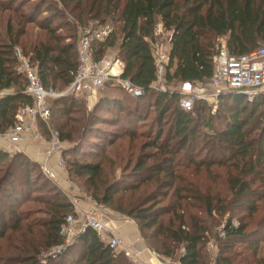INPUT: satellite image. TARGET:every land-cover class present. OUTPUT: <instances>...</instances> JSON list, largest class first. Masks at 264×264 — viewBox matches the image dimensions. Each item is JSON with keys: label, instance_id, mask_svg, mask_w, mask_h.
Masks as SVG:
<instances>
[{"label": "trees", "instance_id": "trees-1", "mask_svg": "<svg viewBox=\"0 0 264 264\" xmlns=\"http://www.w3.org/2000/svg\"><path fill=\"white\" fill-rule=\"evenodd\" d=\"M18 1L6 4L0 0L1 11L12 10L16 14L15 21L12 17L8 20L7 40L3 41L0 34V91L13 89L0 100V134L16 124L21 107L33 104V96L25 93L28 83L19 71L17 46H21L37 68L47 88L65 91L75 80L79 67L77 26L71 20L61 26H72L74 32L66 42L56 33L58 25L50 19L44 22L43 17L37 21L42 23L48 39L24 43L23 37L28 35L26 26L36 19L20 11L19 5L14 7ZM21 2L25 7L29 0ZM49 2L30 5L31 14L40 12V15L41 8L49 6ZM57 4L60 7L48 11L58 18L63 16L62 20L69 12L82 24L91 20L98 21L97 24L112 22L115 28L110 37L93 44L95 57L99 59L109 49L118 47L117 56L125 62L123 77L143 89V95L132 96L112 83L101 95L95 111L87 112L79 123L71 117L82 99L79 94L47 101L53 127L60 131L62 140L75 142L74 147L63 150L72 154L66 160L69 173L83 179L101 204L113 206L136 221L139 232L158 253L173 255L182 246V264H264V241L255 239L249 230L259 203L264 202V94L253 102L242 94H222L217 98L219 106L215 113L204 99L197 100L193 109L187 110L180 105V93L153 89L157 70L151 45L156 39V26L162 22L165 30L171 31L164 86L206 82L214 75L218 39L227 36L232 55L246 54L264 43V0H59ZM151 110L155 112L158 129L145 148L150 147L153 152L141 154L128 175L138 182L121 191L120 180L102 186L105 181L102 157L82 159L93 153L80 145L83 139L78 140L76 135L89 132L100 139L101 133H112L108 136L110 146L129 137L130 148L136 131L126 129L127 124H141ZM97 112L112 115L105 117ZM216 120H223L220 128ZM102 123H120L122 129L103 130ZM40 126L48 136L46 125L40 122ZM92 142L99 146L97 140ZM22 158L0 148V240L8 236L9 230H20L24 222H28L30 230L36 225L29 222L28 213L21 212L23 202L18 197L35 186L32 168L40 166ZM131 164L128 162L126 166ZM20 169L25 174H18ZM19 175L20 187L17 186ZM144 186V191L136 195ZM48 187L51 190L49 182ZM149 188L152 191L147 193ZM53 192L39 197L46 212L38 223L40 245L30 246L17 255L6 253L0 256V264H40L37 257L40 251H37L41 247H63L58 256L44 259V264H132L101 241L92 228L77 237L75 245L66 244L61 228L75 206ZM168 199L169 203L164 204ZM167 215L170 217L166 220ZM209 218L220 225L224 223L220 232H213L214 227L207 223ZM260 223L263 230L264 216ZM209 233L213 234L218 250L213 258L204 253Z\"/></svg>", "mask_w": 264, "mask_h": 264}, {"label": "rangeland", "instance_id": "rangeland-1", "mask_svg": "<svg viewBox=\"0 0 264 264\" xmlns=\"http://www.w3.org/2000/svg\"><path fill=\"white\" fill-rule=\"evenodd\" d=\"M4 2L9 3L11 0H2ZM22 0H19L14 7L18 6V9L25 13L27 16H31L32 19H36L35 21H32L30 24L26 26L28 35L23 37V42H35L38 39L42 40H47L48 36L45 30H43L41 27L43 26L42 23H39L37 19H43L45 17L44 22L48 21V19L52 20V23L55 25H58L57 27V35L64 37L66 42L70 41L72 38V35H74L72 26H66L64 28H61V26H65L70 20L74 23V25L77 26V37L79 38L80 35V28L83 27L86 24L89 23H94L97 24L98 21H89L85 24H82L76 17L72 16L69 12H67L66 18L64 20L63 16H60L59 18L56 16L57 14H54L53 12L48 11L51 8H58L60 7L57 3H59V0H49V6H44L41 8V14L39 15L40 12H35V14H31L29 10V6L34 4V3H43L39 2V0H29L27 2L25 7H22ZM39 11V10H38ZM62 11V8L60 9ZM15 16L16 14L13 13L12 10L6 11H1L0 10V34L3 37V41L7 40V23L8 20L12 17L15 21ZM54 17H57L55 20ZM107 24H110L114 27L112 22L107 21ZM105 24V23H104ZM115 28V27H114ZM77 38V41H78ZM227 39V36H225ZM219 42L216 41V43ZM218 44V43H217ZM21 47V46H19ZM119 48H111L107 52L106 55L109 56H116L118 55ZM200 83H181V84H176V85H169L168 90L170 91H191L193 90L197 85ZM162 85L158 84L153 87L155 91H160L159 89L161 88ZM108 88H106L104 91L101 92H106ZM13 92V90H12ZM101 94V93H100ZM96 95V94H95ZM86 96L82 97L80 99V103H77L76 109L74 110L72 114V119L74 122L79 123L82 120L85 119L86 113L87 112H93L96 109L97 102L99 101L98 96ZM103 95V93L101 94ZM100 95V96H101ZM218 99L217 98H211L208 100V102L212 105L214 108L213 112L215 113L218 110ZM97 114L102 115V116H108L112 115L111 113L107 112H97ZM110 117V116H109ZM56 117L53 115L52 121L53 123L55 122ZM73 123V122H72ZM217 125L219 128L223 125V120H216ZM75 124V123H74ZM120 124V123H119ZM118 125H114L112 123L106 124L102 123L100 127L103 130H112V129H122ZM157 123H155V112L154 110H151L150 114L147 116V119L144 120L141 124H137L136 126L129 125L127 124L126 129H134L136 132L134 133V139L132 141V145L130 146V138L129 137H123L118 142L110 146L108 141H109V134L112 133H101L100 139H95L92 133H86L85 135L81 136L76 135L79 139L82 140L80 145H83L82 147L88 151L92 150L93 155L89 156H82L84 158H88L89 160L91 159H101L103 164L105 166V181L101 183L103 186L105 183H109L110 181L113 180H120V186L119 189L120 191L123 190L127 186H132L135 183L138 182V179H133L129 178L128 176L131 173V170L133 166L135 165V162L137 158L141 155H150L153 150L150 147L145 148V144L148 143V141H151L153 138V134L157 131ZM41 129V126H40ZM83 129V127L81 128ZM86 129V128H84ZM89 129H92L91 127ZM42 130V129H41ZM85 132V131H84ZM83 132V133H84ZM124 136V135H123ZM39 140L46 141L45 139H32L28 143H21V144H11L8 142L7 139L4 138L3 134L0 136V144L5 146L9 154L11 155H16L20 154L22 157L24 156L25 161L31 160L32 162L37 163L40 168H36L33 166L32 174L34 177L33 184L35 185L33 188H31L27 192H23L25 195L19 196L18 199L23 202V204L20 206L21 212L23 211L24 213H28L30 215L29 222L31 221L35 222V226L33 230L29 229L28 222H24L21 224V229L18 231L15 230H9L8 236L4 239L0 240V256L6 255V253H13L14 255L19 254L22 250L27 251V249L30 246H39L40 245V240H41V229L38 226V223L41 218L45 217L46 212L43 211L44 205L43 203L39 200V197L43 196L44 194L51 193V191H54L53 193L55 194H60L63 198L69 200L72 202L74 205H76L79 209L83 211H89L91 209H96L98 213L106 219L107 223H111L118 221L119 219H123L126 221H131L134 222V224L137 226L136 221L127 218L124 216V214H121L119 211L115 210V207L113 206H107L103 205L100 203L99 200L95 198V196L89 191L88 187L85 185L84 180L81 178L76 177L75 175H72L68 171V166L67 163L64 164V166H59L57 164V161H53L52 164H48L47 166L43 167L42 161H43V155L44 151L46 148L40 149L39 146L42 145V141L40 142ZM92 140H97V143H99L98 147H95ZM47 142V141H46ZM63 150L66 151L67 148L71 146H75L74 141H66L63 140ZM12 145V146H11ZM48 145V144H47ZM110 146V147H109ZM2 149V148H1ZM6 151V150H5ZM102 154L100 156L99 154ZM63 156L65 157V161L68 159V157L72 156V154H69L68 152H63ZM132 163L131 166L127 167L126 163ZM35 165V164H34ZM2 168V166L0 167ZM128 168V169H127ZM25 171L24 169H20L18 171V174H25L22 173ZM201 176V175H200ZM19 180L17 181L18 183L22 180H20V175L18 176ZM24 180V179H23ZM44 180H46L44 182ZM16 182V183H17ZM39 182V183H38ZM50 183L51 190H49V187L46 188V184ZM41 183V184H40ZM111 183V182H110ZM17 186L20 187V183L17 184ZM24 188L27 189V185L24 186ZM145 189V186L142 187L139 192H135L136 195L142 193ZM152 191L151 188L147 190V193ZM165 192V191H164ZM163 192V193H164ZM43 193V194H41ZM130 194V193H129ZM161 199V196H160ZM169 199L164 203L167 204L169 203ZM259 211L253 216V218L250 221L249 224V230L252 231L251 233L254 235L255 239H261L263 242L264 238V227L263 230L260 229L261 227V220L264 216V202L259 203ZM192 211L196 212L195 209ZM83 215H81V218ZM170 215L165 216L164 218L167 220L169 219ZM79 218V219H81ZM228 218V217H227ZM225 222V221H223ZM234 222L238 224V220L235 219ZM207 223L210 227H214V231H221L223 228V224L221 222V225L218 224L219 222H214L213 218L207 219ZM138 227V226H137ZM140 233V232H139ZM140 237L146 241L148 246H150L151 250L153 253H150L148 251V257H146L143 253L140 254L137 258V260H133L129 258L128 256L125 255L123 251L116 250L117 254H120L122 256H125L129 262L132 264H178V261L180 260V254L183 252V247H178L175 249L173 255H165L158 253L152 248V243L150 240L145 238L141 233ZM209 242L204 248V253L208 255V258H213L215 254L217 253V245L216 241L213 238V234L209 233ZM78 238L75 237L70 240V245H75L77 243ZM135 241V240H134ZM134 241H130L129 243H134ZM60 248L61 247H53L50 249H45V248H40L37 252V257L39 259L40 264H44V259L48 260V256L53 255V256H58L60 254ZM82 251V248H80ZM146 250V249H145ZM153 261V262H152Z\"/></svg>", "mask_w": 264, "mask_h": 264}, {"label": "built area", "instance_id": "built-area-1", "mask_svg": "<svg viewBox=\"0 0 264 264\" xmlns=\"http://www.w3.org/2000/svg\"><path fill=\"white\" fill-rule=\"evenodd\" d=\"M114 27L110 24L89 23L80 28L78 41L79 67L75 80L68 89L60 92L52 87H45L37 68L31 63L29 57L19 46L15 48V54L20 63L19 71L27 80L25 93L33 96V104L21 107L16 114V124L4 135L11 143H19L24 136L29 135L38 139H45L48 147L42 161L43 167L49 164L50 159L57 155V164L64 166L63 140L58 129L51 124V107L47 101L68 94H89L105 90L115 83L132 96L143 95L142 87L132 80L124 78L125 62L116 56L105 55L96 59L93 44L105 42L113 33ZM155 41L152 44V53L157 78L152 87L160 84L159 90H167L163 84L166 82V69L170 59L171 31L164 28L159 22L155 29ZM8 91H0V100ZM182 95L180 105L191 110L199 99L210 100L218 98L222 94H242L248 101L253 102L259 95L264 94V43L258 48L242 55H232L227 46V39L221 37L217 44V53L214 59V75L206 82L200 83L191 91H176ZM43 122L48 130L46 136L40 129ZM75 211L67 215L61 228V235L66 244L70 240L79 237L87 229H94L100 240L112 249L120 250L131 259L137 260L142 254L141 243H128L119 237L96 209L83 211L76 205ZM81 215L83 217L81 218ZM81 218V219H79ZM69 245V244H68ZM63 247L60 248V252ZM178 264H182L180 260Z\"/></svg>", "mask_w": 264, "mask_h": 264}, {"label": "crops", "instance_id": "crops-1", "mask_svg": "<svg viewBox=\"0 0 264 264\" xmlns=\"http://www.w3.org/2000/svg\"><path fill=\"white\" fill-rule=\"evenodd\" d=\"M163 86H164V84H163ZM166 87V86H165ZM12 90L13 89H10V90H8V92H12ZM101 91H104V90H101ZM101 91H96V92H94V93H87V94H85L84 93V95H78V96H80V97H86V96H94L95 94V96H98V98L100 99L101 98V94L102 93H104V92H101ZM101 93V94H100ZM83 94V93H82ZM2 134H0V136H1ZM3 136H4V138L5 139H7L6 137H5V135L3 134ZM34 137H31V136H29V135H26V136H24V138L22 139V141L21 142H19V143H11L10 141H8V142H10L11 144H21V143H28L30 140H32ZM34 139H36V138H34ZM8 140V139H7ZM40 142L42 141V140H39ZM48 143L46 142V141H42V145H40L39 146V148L40 149H42V148H46L47 149V147H48V145H47ZM12 146V145H11ZM0 148H2V149H4V150H6V151H8L7 149H5L6 147L5 146H3L2 144H0ZM46 149L45 150H43L44 151V155H45V151H46ZM44 155H43V158H44ZM53 161H57V155H55V156H53L51 159H50V161H49V164H52V162ZM109 224V226L112 228V229H114L115 230V232H116V234L119 236V237H121V238H123V239H125L128 243L130 242V241H134V242H139V243H141V245H142V247H143V254L146 256V257H148V251L150 252V253H153V251L150 249L151 247L150 246H148V244L146 243V241H144V239L142 238V237H140V233H139V229H138V227L134 224V222H131V221H126V220H123V219H119L118 221H115V222H112V224L111 223H108ZM146 249V250H145ZM153 262V261H152Z\"/></svg>", "mask_w": 264, "mask_h": 264}]
</instances>
